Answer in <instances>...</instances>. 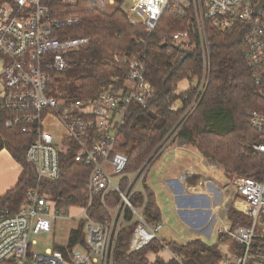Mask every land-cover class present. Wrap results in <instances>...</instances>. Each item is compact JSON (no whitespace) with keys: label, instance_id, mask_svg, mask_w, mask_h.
<instances>
[{"label":"built area","instance_id":"obj_1","mask_svg":"<svg viewBox=\"0 0 264 264\" xmlns=\"http://www.w3.org/2000/svg\"><path fill=\"white\" fill-rule=\"evenodd\" d=\"M79 0H0V106L7 112L4 125L32 134L34 140L26 151V159L37 172V183L16 212L0 215V264H114L120 231L135 224L129 242L131 251L140 250L160 238L165 227L162 220L148 222L147 204L136 200L143 193V182L151 164L173 140L185 120L198 107L211 78V44L209 30L222 33L239 30L243 34V59L256 85L264 96V2L263 0H85L89 10L106 12L108 6L122 10L130 24L145 28L151 36L164 19L171 15L186 21L183 29L172 33L167 42L185 54L199 45L203 57V74L197 84L195 98L181 118L162 140L159 149L135 171H128V155L123 151L121 126L129 107L148 106L156 90L146 78L148 41L137 38L143 51L123 55L112 53L113 62L125 64V82L113 91L107 86L96 98L64 99L50 93L53 73L68 66L66 53L86 46L89 37L56 36L59 29L81 22L77 15H57L52 3L75 5ZM119 82V78L116 79ZM189 87L174 101L176 110L189 99ZM251 125L261 134L253 147L264 154V110L248 111ZM1 120V118H0ZM61 126L62 141L68 145L64 152L54 142L55 134L48 125ZM74 149V158L91 167L85 186L87 202L73 205L62 212L57 202L44 191L43 181H54L61 174L62 156ZM241 198L235 208L248 218V224L224 226L221 232L241 245L222 264H264V254L254 252L253 242L264 240V179L248 176L234 178ZM116 193L118 201L107 203V196ZM107 210V216H91L97 199ZM70 209L78 213L71 214ZM130 216V217H129ZM58 218H81L84 222L82 249L49 248L45 253L32 250L34 235L50 234Z\"/></svg>","mask_w":264,"mask_h":264},{"label":"trees","instance_id":"obj_2","mask_svg":"<svg viewBox=\"0 0 264 264\" xmlns=\"http://www.w3.org/2000/svg\"><path fill=\"white\" fill-rule=\"evenodd\" d=\"M52 12L57 15H77L81 22L77 26L56 31L59 37H89V43L79 49L66 53L67 68L52 74L50 93L64 99L96 98L107 86L115 84L113 91L125 82V64L113 62L112 53L134 54L145 47L136 42L137 38L148 41L146 47V78L156 90L148 106L132 104L121 126L122 149L129 157L128 171L138 169L147 158L158 150L162 140L172 130L184 111L195 98L197 84L203 74V57L199 45L194 53L183 59L184 53L176 45L167 42L168 37L183 29L186 21L167 15L156 31L148 36L145 28L129 23L126 14L118 9L107 14L99 10H89L85 0L75 5L61 2L51 4ZM211 44V78L209 86L198 107L185 120L177 132L179 138L188 141L198 152L214 160L229 176H248L264 179V154L254 149L253 144L261 141V134L253 128L248 117L252 109L264 110V96L256 85L252 73L243 59V34L239 30L222 33L209 30ZM167 43V44H166ZM166 44V45H164ZM119 78V82L116 79ZM185 79H196L191 85L189 99L176 110L170 109L181 96L174 94ZM74 82L67 88L66 83ZM0 106V150L6 148L21 164L22 173L17 184L0 196V215L9 210L16 212L27 197V192L37 183V172L27 161L26 151L34 140L32 134L23 133L18 128H7ZM158 148V149H157ZM74 149L61 159V174L54 181H43L44 191L57 205L67 209L73 205L87 202L85 186L91 167L74 158ZM136 200L147 204L145 217L148 222L162 219V211L156 202L153 191L144 187ZM118 201L116 193L107 196V203ZM96 219L107 216V210L98 198L91 209ZM130 217V216H129ZM245 214L231 208L229 219L232 226L246 223ZM135 224L125 226L119 233L115 249L114 264H222L231 257L221 248L225 238L230 240L233 254L240 251L241 245L222 233L215 244L202 239L188 242L156 239L140 250L131 251L129 242ZM83 228L73 229L66 246L56 245L55 249H74L83 244ZM254 252L264 254V240L253 242ZM167 248L172 256L165 258L161 250ZM1 264H13L4 262Z\"/></svg>","mask_w":264,"mask_h":264},{"label":"crops","instance_id":"obj_3","mask_svg":"<svg viewBox=\"0 0 264 264\" xmlns=\"http://www.w3.org/2000/svg\"><path fill=\"white\" fill-rule=\"evenodd\" d=\"M180 140L184 139L180 138ZM169 145L174 150L175 157L164 173L159 186L160 190L157 191L155 188H150V190L154 192L156 202L162 211L161 220L167 225V212L173 210L177 221L179 220L183 227L187 226L188 231L186 230V234L174 232L167 242L204 240L213 234L216 235L218 241L222 234L221 228L232 226L229 211L235 207L236 200L232 202L227 196L232 182L231 177L224 172L221 166L218 168L212 165L209 159L206 160L207 158L193 146L189 148L174 143ZM201 167L207 168L208 174L203 172ZM21 173V164L9 150L6 148L0 150V196L6 194L17 184ZM215 173H220L227 181L221 183L216 180L212 175ZM165 215L166 220H164ZM223 251L233 254L230 250ZM160 255L168 259L172 253L165 248L161 250Z\"/></svg>","mask_w":264,"mask_h":264},{"label":"rangeland","instance_id":"obj_4","mask_svg":"<svg viewBox=\"0 0 264 264\" xmlns=\"http://www.w3.org/2000/svg\"><path fill=\"white\" fill-rule=\"evenodd\" d=\"M113 10H114V8L112 6H108L106 8L107 13H110ZM196 81H197L196 79H193V80L185 79V80H183L179 84L177 92L181 93L183 90L187 89L190 84L194 85L196 83ZM73 84H74V82L66 83V86L68 88V87L72 86ZM0 89H1V85H0ZM60 129H61V126L58 123L48 125V130H50L53 134H55L54 142L59 146L60 151L64 152L65 150L68 149V145L62 141V137L60 135H56L58 133L61 134L62 130H60ZM172 135H171V137L173 140L171 143H174L175 145H179V146H183V147H189V148L191 146H193V145H190L187 140H185V139L180 140V138L178 136L173 137ZM194 148H196V147H194ZM174 157H175L174 150H172L170 145L167 144L165 146V148L163 149L161 155L148 168L147 173H146V177H145L144 182H143V186L148 187V189L155 188L157 191H159L160 190V187H159L160 182L164 176V173L167 171L170 162L173 161ZM206 160H208V158ZM201 170L203 172H206L207 168L201 167ZM212 175L215 177L216 180H219L221 183L227 181L224 177H222L220 175V173H215ZM237 177L238 176L231 177L232 181L234 178H237ZM227 196L230 198V200L232 202L241 198V196L238 194L237 190L235 189L234 185H231L229 187V190L227 192ZM161 197H162V195H161ZM232 208L236 209L235 207H232ZM64 211L65 210L63 208L62 212H64ZM69 211L71 212V214H75V213L79 212L76 209H70ZM175 215L176 214L173 210H169L167 212L168 220H166V218H165L166 215L164 216V220H166L168 224L160 231L159 235H160V238L165 239L166 242L168 241V239H170L172 237V234L174 232L175 233L183 232L184 234H186V232L188 231L187 226L183 227L182 225H180L181 223H179V220L177 221V219H176L177 217ZM245 218H246L245 221L247 223L249 220H248L247 216ZM80 227L81 228L84 227V222H83V220H81V218H73V219L72 218H67V219L58 218L54 223V231L52 233L42 234V235H37V236L34 235L32 237L34 240H36V243L33 244V246H32V250L34 252H38V253H45V251L47 249L54 248L56 245L60 244L62 246H66L68 244L71 231L73 229H77ZM204 240L209 244H215L217 242V237L215 234H213L212 236H210L208 238L207 237L204 238ZM229 244H230V240H228V238H225V241L223 242V244H221V247L225 248V249H223L225 251L231 250ZM226 248H227V250H226ZM74 249L75 250L82 249V247L77 246ZM227 254H228V252H226V255Z\"/></svg>","mask_w":264,"mask_h":264},{"label":"water","instance_id":"obj_5","mask_svg":"<svg viewBox=\"0 0 264 264\" xmlns=\"http://www.w3.org/2000/svg\"><path fill=\"white\" fill-rule=\"evenodd\" d=\"M263 2H264V0H263ZM167 44V43H166ZM166 44H164V45H166ZM193 54V51H188V52H186L185 54H184V56H183V59H185L187 56H189V55H192ZM209 162L212 164V165H214V166H216V167H220V164H218L216 161H214V160H209Z\"/></svg>","mask_w":264,"mask_h":264},{"label":"bare ground","instance_id":"obj_6","mask_svg":"<svg viewBox=\"0 0 264 264\" xmlns=\"http://www.w3.org/2000/svg\"><path fill=\"white\" fill-rule=\"evenodd\" d=\"M108 14V13H107Z\"/></svg>","mask_w":264,"mask_h":264}]
</instances>
